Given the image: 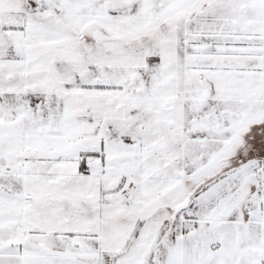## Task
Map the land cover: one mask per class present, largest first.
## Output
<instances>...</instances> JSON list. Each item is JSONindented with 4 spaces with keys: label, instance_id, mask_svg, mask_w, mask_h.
<instances>
[{
    "label": "snow or ice",
    "instance_id": "obj_1",
    "mask_svg": "<svg viewBox=\"0 0 264 264\" xmlns=\"http://www.w3.org/2000/svg\"><path fill=\"white\" fill-rule=\"evenodd\" d=\"M0 264H264V0H0Z\"/></svg>",
    "mask_w": 264,
    "mask_h": 264
}]
</instances>
